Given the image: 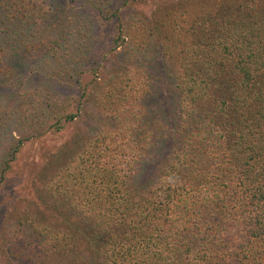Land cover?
I'll list each match as a JSON object with an SVG mask.
<instances>
[{"label":"trees","instance_id":"trees-1","mask_svg":"<svg viewBox=\"0 0 264 264\" xmlns=\"http://www.w3.org/2000/svg\"><path fill=\"white\" fill-rule=\"evenodd\" d=\"M19 2L0 0L6 20ZM193 16L188 27L174 28L176 36L162 30L164 52L169 55L174 43L181 56L166 90L168 101L177 98L170 123L161 121L160 109L146 107L142 98L153 80L132 65L139 90L122 107H130L122 120L126 142L100 140L109 155L119 147L123 164L87 165L88 149L80 148L85 170L74 174L81 177L79 189L54 185L69 201L75 231L47 227L33 241L50 255L79 240L95 264H264V0L206 2ZM116 39L124 40L121 30ZM3 51L0 66L8 71ZM40 98L34 104L27 94V104L18 108L26 113L32 107L25 119L36 127L33 112L45 106ZM79 114H64L51 130ZM168 137L173 146L167 161L145 186L139 168L153 159L156 138ZM74 190L83 197L71 199Z\"/></svg>","mask_w":264,"mask_h":264},{"label":"rangeland","instance_id":"rangeland-1","mask_svg":"<svg viewBox=\"0 0 264 264\" xmlns=\"http://www.w3.org/2000/svg\"><path fill=\"white\" fill-rule=\"evenodd\" d=\"M19 1L18 11L8 20L0 6V48L9 68L0 66V264H95L86 258L84 241L57 246V251H49L52 255L33 243L47 227L64 234L75 231L69 201L57 195L60 190L54 185L75 184L79 189L81 177L74 174L85 170L78 158L80 148L88 149L87 165L105 168L110 160L123 164L119 147L109 155L100 140L108 144L114 136L120 144L126 142L122 120L130 107H122L130 105L139 90L132 65L153 80L142 98L146 107L150 112L160 109L161 121L170 123L177 98L168 101L166 90L181 56L174 43L169 55L164 52L162 30L170 31L168 37L178 35L174 28L188 27L197 8L221 0ZM120 30L124 40L117 41ZM44 41L49 44L43 46ZM27 94L34 104L38 96L44 100L45 106L33 112L38 127L25 119L33 115L32 107L26 113L18 110L27 104ZM77 108L80 114L74 121L62 120L61 130H51ZM156 141L153 159L144 160L138 172L145 186L155 179V169L166 163L173 146L172 137ZM94 181L102 184L101 178ZM80 197L83 194L74 190L71 199Z\"/></svg>","mask_w":264,"mask_h":264}]
</instances>
